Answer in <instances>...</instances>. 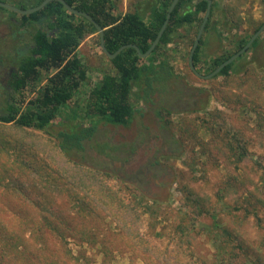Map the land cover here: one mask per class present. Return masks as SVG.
<instances>
[{
    "label": "rangeland",
    "instance_id": "374dc122",
    "mask_svg": "<svg viewBox=\"0 0 264 264\" xmlns=\"http://www.w3.org/2000/svg\"><path fill=\"white\" fill-rule=\"evenodd\" d=\"M147 1L156 0H117L112 15L135 12ZM216 1L218 8L212 27L203 32L205 43L197 66L203 75L211 60L230 47L227 37H252L255 28L264 23V0ZM146 7L141 11L148 17ZM13 17L0 11V55L11 46L15 30L24 34L27 44L31 40L29 30L11 25ZM44 28L51 35L55 32L46 23ZM199 28L182 27L156 56V62L166 60L176 75L167 90L147 103L140 98L139 87L133 86L137 113L130 124L98 121L95 138L75 157L112 174L103 178L104 185L133 203L139 216L125 219L123 224L136 228L142 242L131 240L130 235L122 240L113 236L117 223L109 217L100 219L97 205H93L92 215L68 219L79 215L80 208L69 203L65 193L42 179L35 168L27 170L18 164L30 162L28 153L37 162L32 165L47 161V154L56 152V139L43 131L0 123V137L8 135L14 144L9 153L0 144V264H46L49 254L57 261L58 251L66 246L46 231L49 225L41 215L61 231L69 225L73 231L88 229L78 240H70L73 254L84 259L79 264H103V251L109 253L106 264H264V30L256 38L261 39L259 47H250L234 60L230 76L203 79L189 65ZM77 52L88 70V79L77 94L84 99L104 74L115 70L100 47L98 32L88 33ZM8 72L7 67H0L3 85ZM54 72H44L16 95L18 101H24L22 109L39 96ZM161 108L171 114L160 110L163 115L159 116ZM82 122L87 126L90 119ZM60 129L54 125L51 130ZM106 144L109 147L102 153L99 147ZM230 144L246 148L247 155L240 150L231 153ZM36 145L47 153L36 152ZM35 225L46 229L41 234ZM223 228L228 229L229 239L221 233ZM94 243L98 247L91 248ZM223 248L227 253L222 254V263ZM165 250L170 255L159 254ZM159 255L165 257L161 263L157 262Z\"/></svg>",
    "mask_w": 264,
    "mask_h": 264
},
{
    "label": "trees",
    "instance_id": "16d2710c",
    "mask_svg": "<svg viewBox=\"0 0 264 264\" xmlns=\"http://www.w3.org/2000/svg\"><path fill=\"white\" fill-rule=\"evenodd\" d=\"M1 1L7 2L8 0ZM42 1L18 0L11 4L20 9H29L41 4ZM172 1L156 0L151 3L147 1L149 15L146 17V15H142L141 11L148 9L145 5L135 12L112 15V12L117 10V0H65L72 8L91 15L104 29L105 46L111 54H114L120 47L130 44L137 45L140 51L145 53L159 33ZM216 8H218V2L212 0L210 17L204 32H208L212 27V18ZM206 9L207 2L204 0H179L155 50L143 59L139 57L134 48H126L110 60L115 73L104 74L87 93V97L80 99L77 94H81L83 85L88 79V70L77 49L88 33L98 32L95 26L87 19L69 13L59 1H51L43 9L29 15H21L0 7V11L6 12L11 17L15 16L14 20L22 24L31 34V40L26 44L27 53L21 59L18 73L15 74L12 83L14 96L11 101L0 103V123L15 125L20 129H36L56 139V152L52 151L47 154V161L39 165H32L31 162L34 164L37 162L31 161V154L28 153L30 162L20 161L18 164L20 168L23 167L27 170L35 168L34 170L39 173L42 179L50 184L55 183L59 192L65 193L69 203L80 208L79 215L78 213L74 217L69 215L68 219L75 220L85 214L92 215L95 213L94 207L97 205L100 207L98 211L96 210L100 219L109 217L117 223L116 231L112 233L113 236L122 240L126 235H130L132 236L131 240L137 241L139 244L142 242L136 228L123 224L125 219L131 217L137 219L139 216L133 203L129 199L123 198L122 193L113 189L112 186L104 185L103 178L112 174L85 165L82 160H75V157L84 153L86 144L95 138L98 121H104L114 126L130 124L137 113L132 101L133 86L139 87L140 98L147 103H152L153 97L157 93L167 90L176 75L166 60L160 59L161 61L156 62V56L165 45L170 43L173 35L182 27H200ZM45 23L48 28L55 31L54 34L48 33L44 28ZM261 25L255 28L254 33L259 30ZM261 36L259 37L261 38ZM250 38L251 36L246 38L241 35L227 37L230 47L211 60L206 75L211 74L223 62L243 49ZM204 43L203 34L193 60L196 70H198L197 66L201 61ZM259 44H261V39L258 38L253 42L251 48L255 50ZM241 57L242 55L239 58ZM234 65L235 61L222 69L216 77L230 76ZM53 70L54 74L42 87L39 96L30 103L28 108L22 109L24 101H18L16 95L20 94L29 83L38 81L44 72L50 74ZM160 110L171 114L168 109L161 108L158 111L159 116L163 115ZM85 119H90V124L82 126V121ZM54 125L61 127L56 133L51 130ZM0 144L3 152L9 153L14 149L12 139L8 135L0 137ZM16 144L21 145L18 141ZM108 147L106 144L100 146L99 149L104 153ZM227 148L231 153L240 150L243 155H247V149L244 147L235 148L230 144ZM35 149L38 153H47L44 147L36 145ZM35 156L38 157L37 154ZM50 162L53 164L52 166L49 165ZM35 202L38 205L41 204L39 201ZM200 205L197 204L198 209ZM147 210L150 211L151 208H147ZM201 211L203 212V208ZM206 212L208 213V211ZM41 216V220L49 225L47 229L45 228L46 231L51 236L61 239V244L66 246V249L58 251L57 261L49 254L46 264L81 263L84 259L77 258L73 254L69 247L70 240H78V236L85 231L88 232V229L73 231V225H69L61 231L60 227H55L50 220ZM35 226L40 229L41 234L44 232L43 226ZM217 228L219 229V227ZM221 231L227 239L231 237L228 229L223 228ZM89 246L96 248L98 243ZM44 250L47 253L49 251L46 245H44ZM163 253L170 255L171 251H159V254ZM223 253H227V249L223 248L220 255L222 263L224 261ZM102 254L103 264H106L109 253L103 251ZM157 258V262L161 263L165 257L159 255Z\"/></svg>",
    "mask_w": 264,
    "mask_h": 264
},
{
    "label": "water",
    "instance_id": "95a60500",
    "mask_svg": "<svg viewBox=\"0 0 264 264\" xmlns=\"http://www.w3.org/2000/svg\"><path fill=\"white\" fill-rule=\"evenodd\" d=\"M51 1H59L69 13L74 14V15H79V16L87 19L89 22H91L95 26V28L97 29V31H98V33L100 35V47H101V49L103 50V52L110 59H114L120 52H122L126 48H130V47L134 48L137 51L139 57H141L143 59L147 58L155 50L157 45L160 43V40H161V38H162V36H163V34H164L168 24H169V21H170V18L172 16V13H173L174 9L176 8V6H177V4L179 2V0H173L172 1L171 5H170V7L168 9L165 21H164L159 33L157 34L156 38L154 39V41L150 45L149 49L145 53H142L137 45L130 44V45H124V46L120 47L114 54H111L107 50V48L105 46L104 29L96 22V20L91 15H89L86 12L79 11V10H76V9L72 8L67 2H65V0H43L41 4H39V5L35 6V7H32V8H29V9H20V8L14 6L11 3L3 2V1L0 0V7L8 9V10H11V11H14V12L19 13L21 15H29V14H31L33 12H36L38 10L43 9ZM204 1L207 2V9H206L205 16L203 18V21H202L201 26H200V28L198 30L196 39L194 41V44H193V46L191 48V51H190V54H189V65H190L191 70L195 73L196 76H198L200 78H203V79H210V78L216 76L218 73H220V71L222 69H224L226 66L231 64L234 60H236L241 55H243L251 47V45L256 40V38L264 30V23L259 28V30L252 35V37L250 38L249 42L244 46L243 49H241L239 52H237L232 57H230L227 61L223 62L211 74L202 75L196 70L193 60H194L195 52H196V50H197V48L199 46L200 40H201L203 32L205 30L206 24H207V22L209 20L210 13H211V8H212V0H204Z\"/></svg>",
    "mask_w": 264,
    "mask_h": 264
},
{
    "label": "flooded vegetation",
    "instance_id": "af4514ba",
    "mask_svg": "<svg viewBox=\"0 0 264 264\" xmlns=\"http://www.w3.org/2000/svg\"><path fill=\"white\" fill-rule=\"evenodd\" d=\"M11 25L15 28H25L22 24L15 20H11ZM18 32V33H17ZM25 36L22 35L20 30H15L13 37L10 39V45L8 51L3 55H0V67L8 68V73L6 74L5 84L3 81H0V102L3 100L8 102L14 96V91L12 88V83L14 81L15 74L18 73L19 64H21V59L27 53V43L25 42ZM24 39V41H23ZM3 98V99H2Z\"/></svg>",
    "mask_w": 264,
    "mask_h": 264
},
{
    "label": "crops",
    "instance_id": "0c3cea01",
    "mask_svg": "<svg viewBox=\"0 0 264 264\" xmlns=\"http://www.w3.org/2000/svg\"><path fill=\"white\" fill-rule=\"evenodd\" d=\"M147 6H149V5H147Z\"/></svg>",
    "mask_w": 264,
    "mask_h": 264
}]
</instances>
